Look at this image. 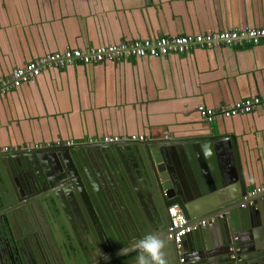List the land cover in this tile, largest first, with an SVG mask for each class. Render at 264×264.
Masks as SVG:
<instances>
[{"label": "crops", "instance_id": "1", "mask_svg": "<svg viewBox=\"0 0 264 264\" xmlns=\"http://www.w3.org/2000/svg\"><path fill=\"white\" fill-rule=\"evenodd\" d=\"M261 27L264 0H0V80L68 49ZM252 98L264 100V42L46 68L0 98V151L100 142L106 135L182 140L228 134L250 191L264 184V107L211 123L197 107L218 110ZM201 141H194L197 151L189 148L197 163L191 172L221 186L199 203L210 211L225 204L233 185L222 184V158L212 153L209 167L200 148L208 143ZM214 235L200 238L211 252L212 240L220 238Z\"/></svg>", "mask_w": 264, "mask_h": 264}, {"label": "water", "instance_id": "2", "mask_svg": "<svg viewBox=\"0 0 264 264\" xmlns=\"http://www.w3.org/2000/svg\"><path fill=\"white\" fill-rule=\"evenodd\" d=\"M195 140L208 143L200 148L209 167L212 153L222 158V184L233 185L215 210L199 204L221 186L215 178L211 186L193 176ZM62 183L65 199L53 191L46 205L40 202L42 211L31 200L10 205L22 190ZM248 192L236 141L228 134L0 151V264H136L138 254L143 264H154L143 248L154 237L161 241L165 264H177L167 239L170 225H162L160 213L174 205L189 225L208 222L183 237L185 264H264V192L251 197ZM211 223L221 231L214 232ZM207 232L220 236L212 240L217 251L200 244ZM10 247L12 257L4 254Z\"/></svg>", "mask_w": 264, "mask_h": 264}, {"label": "built area", "instance_id": "3", "mask_svg": "<svg viewBox=\"0 0 264 264\" xmlns=\"http://www.w3.org/2000/svg\"><path fill=\"white\" fill-rule=\"evenodd\" d=\"M264 42V27L243 30H224L208 34L182 35L174 37H158L153 39L136 40L118 45L96 46L86 50L68 49L62 52L49 53L26 64L14 68L7 80H0V98L13 88L31 82L36 79L46 68H64L71 63L97 64L105 61L118 60L124 56L143 57H163L168 54H183L192 47L212 48L218 45H242L250 43L258 45ZM257 106L264 107V100L252 98L236 102L232 105L222 107L218 110L207 108L203 105L197 107L201 119L211 123L217 118H230L235 115L246 114ZM148 138L144 135H106L99 141L105 143L116 142H142ZM89 139L87 143H93ZM73 142L67 141L65 145ZM264 192V184L251 189L248 196H254ZM170 227L167 239L174 244L177 264H185L182 249V239L185 235L194 230L197 225H204L206 221H201L197 225H189L187 219L177 206L168 209Z\"/></svg>", "mask_w": 264, "mask_h": 264}, {"label": "flooded vegetation", "instance_id": "4", "mask_svg": "<svg viewBox=\"0 0 264 264\" xmlns=\"http://www.w3.org/2000/svg\"><path fill=\"white\" fill-rule=\"evenodd\" d=\"M66 187H67L66 183H62L61 187L53 188V187L44 186L43 188L38 189V190L37 189H35V190H33V189H31V190H22L20 192L21 196L18 197V195L16 194V198L13 201H10L11 202L10 205L13 204V208L15 206L19 207V206H22L23 203L31 200V201H33L32 203L34 205H36L37 208L42 211L40 202L43 205H46L45 204V198H47L53 191H57L59 193V197L61 196V198H64L62 192L65 190ZM38 198H39V200H38ZM68 210L70 211L69 207H68ZM160 213H161V216H162V225L166 226V227L169 226L170 225L169 224L170 218H169V215H168V209H166V208L161 209ZM40 216H41L42 222L45 223L44 224L46 226L45 231L47 230L46 233L47 234L49 233L51 235L50 226L47 223L46 217H44V215L42 213H40ZM14 253H16V252H14V249H12L11 247L8 248L7 251L4 252V254L6 256H8V257H12ZM172 257H173V253H172Z\"/></svg>", "mask_w": 264, "mask_h": 264}, {"label": "clouds", "instance_id": "5", "mask_svg": "<svg viewBox=\"0 0 264 264\" xmlns=\"http://www.w3.org/2000/svg\"><path fill=\"white\" fill-rule=\"evenodd\" d=\"M144 250L150 255L154 264H165L164 253L162 252L161 241L154 237L143 244ZM123 251V250H122ZM136 264H143V256L138 254Z\"/></svg>", "mask_w": 264, "mask_h": 264}]
</instances>
